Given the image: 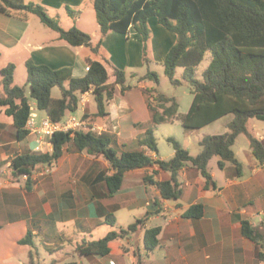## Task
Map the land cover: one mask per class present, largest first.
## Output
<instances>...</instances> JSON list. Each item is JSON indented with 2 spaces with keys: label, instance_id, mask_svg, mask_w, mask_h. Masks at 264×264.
I'll list each match as a JSON object with an SVG mask.
<instances>
[{
  "label": "crops",
  "instance_id": "1",
  "mask_svg": "<svg viewBox=\"0 0 264 264\" xmlns=\"http://www.w3.org/2000/svg\"><path fill=\"white\" fill-rule=\"evenodd\" d=\"M26 1L43 6L48 14L66 11L70 16V8L78 12L75 19L71 17L77 23L82 21L88 0ZM151 25L156 37L152 30L148 56L153 54L157 57L154 62L163 65L176 42V35L157 26L153 19ZM73 27L90 34L94 46L101 41L97 54L88 47H75L59 40L58 34L48 33L45 25L33 20L31 14L27 19H20L0 13V93L3 92L2 69L15 65V85L20 86L19 72L26 74L28 79L29 60L53 69L71 68L75 78H82L88 72L87 58L91 57L105 62L109 83L114 82L112 67L126 72L144 67L143 40L133 27L126 35L113 31L102 35L97 19L93 30H84L77 24ZM137 80L130 83L133 88L125 94L117 87L114 99L108 104V115L97 122L110 128L109 134L115 139L114 148L119 153L139 150L138 138L153 126L148 96L143 92V89L154 88L153 83ZM92 101L91 92L81 96L78 110L81 116L88 111L96 112V106L95 111L90 110ZM31 105L34 110L36 104ZM46 117V113L35 116L36 124L40 125ZM233 118L218 134L227 132V125ZM250 132L264 141V133ZM240 136L234 152L242 163L241 175L231 162H225L221 168L220 157L209 164L218 187L216 191H206L205 179L197 170L186 167L180 172L181 198L163 200L156 186L145 181L147 176L156 182L170 177L154 164L127 172L121 189L109 197L106 180L114 173L111 164L104 156L79 151L73 142L65 146L61 158L48 173L39 174L43 169L39 166L29 186L23 175L15 178L12 162L19 155L36 153V136L29 134L20 140L13 118L0 107V264L30 263L32 248L20 244L29 232L36 245L33 248L36 263H45L41 256V251H45L54 264L72 261L78 264H264L258 259L255 244L242 234L243 221L255 226L264 221V164L252 155L249 141L246 145L241 141L237 149ZM173 156L174 150L166 155H162L160 149L159 154L155 153L159 160H169ZM194 205L204 207L203 217H184ZM112 215L116 219L114 227L107 224V218ZM144 218L146 222L137 231L109 243V255L78 253L77 245L83 240H100L111 231L125 230ZM158 227L161 229L160 244L153 252H148L146 230Z\"/></svg>",
  "mask_w": 264,
  "mask_h": 264
},
{
  "label": "trees",
  "instance_id": "2",
  "mask_svg": "<svg viewBox=\"0 0 264 264\" xmlns=\"http://www.w3.org/2000/svg\"><path fill=\"white\" fill-rule=\"evenodd\" d=\"M94 9L102 35L112 31L126 35L132 27L140 34L144 44L145 64L149 63L152 18H156L159 25L176 35V42L169 50L163 66L166 76L175 86L182 84L176 79V71L183 68V79L192 90L191 106L187 113L180 116L184 128L202 129L228 115L234 118L227 125V132L204 136L199 141L200 152L197 155H192L179 141L169 137L167 140L173 146L174 156L169 160H153L146 154V149L159 154L154 129L174 122L180 104L177 98L167 97L156 88H146L143 92L148 96L153 126L138 138L139 150L119 153L114 148L115 139L111 134L98 135L90 128L98 124L99 118L108 115V104L114 99L117 87L121 94L133 88L128 78L136 77L135 74L128 75L126 71L112 67L114 82L109 83L110 76L105 62L91 57L87 58L88 72L82 78H75L71 68L53 69L29 60L28 95L25 87L15 85L16 66L10 64L1 71L3 92L0 93V107L13 118L20 140L30 134L26 126L34 112L32 100L36 108L44 111L54 122L62 121L68 113L78 112L81 96L86 93H92L96 104L95 113L82 115L88 128L56 133L51 138L54 144L52 154L26 153L17 156L12 162L15 178L28 175L29 186L36 167H53L70 142L79 151L86 150L89 155L104 156L109 161L114 170L106 180L109 197L121 189L127 172L152 167L154 164L170 177L156 182L147 176L145 181L156 186L163 200L176 201L181 198L183 189L180 172L186 167L200 173L205 179L206 191H216L218 187L209 164L215 157H220L221 168L225 162H231L241 175L242 163L234 152V145L240 135L246 136L252 155L260 164H264V141L249 130L250 120L264 121V0H94ZM0 13L20 19H27L29 14L36 15L46 27L58 34L59 40L75 47H88L94 54L100 50L101 41L94 46L90 34L77 27L64 29L59 20L50 17L39 4L26 0H0ZM68 13L73 19L78 15V12L70 8ZM207 53L211 54V62L203 72L202 80H199L196 78V69ZM137 79V82L152 81L156 86L160 84L159 75L154 71ZM55 87L60 89L62 97H53ZM155 202L159 204V199ZM203 214L204 207L194 205L183 216L199 219ZM145 222L146 218L139 219L127 229L111 231L100 240H83L78 243L77 251L83 256H107L110 254L111 241L137 231ZM107 224L115 226L113 215L107 218ZM160 232L159 227L146 230L145 248L148 252H153L159 246ZM242 234L255 244L258 259L264 261V221L256 226L247 220L243 221ZM20 244L32 248L29 264H47L34 261L33 248L36 245L31 232ZM67 264L78 263L72 261Z\"/></svg>",
  "mask_w": 264,
  "mask_h": 264
},
{
  "label": "rangeland",
  "instance_id": "3",
  "mask_svg": "<svg viewBox=\"0 0 264 264\" xmlns=\"http://www.w3.org/2000/svg\"><path fill=\"white\" fill-rule=\"evenodd\" d=\"M66 11H62L58 14L56 13H49L50 17L58 19L60 22V25L64 28V29H69L73 26H75L77 24V26L79 28H84V30H93V26H94V21L96 22L97 19V15L96 12L94 10L93 7V1L92 0H88L85 6V12L82 15V21L74 23L72 21V18L70 16H68L66 13ZM31 17L33 18V20L38 21L39 23H41L40 19L36 16L31 14ZM155 22L156 25L161 27L156 18H152ZM46 27V26H45ZM151 31L153 30L154 36L156 37V31L153 28V25L150 26ZM48 33H51L54 36H57V33L54 32L53 30H51L50 28L46 27L45 28ZM151 57V58H150ZM149 58V63L145 64L144 67L142 66L141 68L138 69H127L129 70L127 73L128 75H132L135 74L136 77L134 78H128V83H134L135 80L139 77H144L149 71H154L159 75L160 78V84L158 86H156L153 83L152 86H154V88L157 89V91L167 97H175L177 98L179 104H180V108L177 114V118L175 120L174 123H167V124H163V125H159L156 129H155V135L156 138L158 140V148L161 150V154L162 155H166L168 154L169 151L173 150V146L171 145V143L168 142V138L169 137H173L175 138L177 141H179L184 147H186L192 155H197L200 152V147H199V141L206 135H211V134H218L220 132H223L222 127L223 125L228 122L230 119L233 118V115H228L225 118H222L221 120H218L217 122H215L213 125L202 128V129H196V130H188L186 128H184V126L182 125L180 116L182 114H185L188 112L192 100H193V93L192 90L190 88V86L184 81L183 79V74H184V69L183 68H178L176 71V79H178L179 81L182 82L181 85L175 86L173 85L169 78L166 76L165 74V69L164 66L161 64H157L156 62H154V58L156 59L157 57L154 56L153 54L151 56H148ZM211 54L207 53L204 61L201 63V65L199 67H197L196 69V78L199 80H202V75L203 72L207 69V67L209 66L210 62H211ZM153 61V62H152ZM19 77H18V84L22 87L26 88L27 94L29 95L30 93V88L27 84V75L20 73L19 72ZM53 97L54 98H60L62 97L61 91L59 88L55 87L52 91ZM35 102L32 100L31 104H34ZM95 106L96 104L94 103V101L90 102L89 107L90 110L95 111ZM35 112H33L34 116H44L45 112L44 111H40L38 110L36 107L34 108ZM88 111V110H87ZM87 114H90V112H85ZM71 115H76V116H81V112H76L74 114H67V117H70ZM250 130L253 131L255 134H258L259 132L264 133V121H260L257 119H252L250 122V126H249ZM239 142H238V148H240L241 145V141L243 145H246L247 143V138L245 135H241L239 138ZM264 250V248H263ZM41 256L43 258V261L47 264L52 263V259H50V256L45 252V251H41Z\"/></svg>",
  "mask_w": 264,
  "mask_h": 264
},
{
  "label": "built area",
  "instance_id": "4",
  "mask_svg": "<svg viewBox=\"0 0 264 264\" xmlns=\"http://www.w3.org/2000/svg\"><path fill=\"white\" fill-rule=\"evenodd\" d=\"M27 129L30 134H34L36 136L35 139V149L34 151L37 154L47 155L52 154L54 152V144L51 141V138L56 133H67V132H75L80 129L88 128V123L82 116L71 115L63 119L60 122H54L50 118L46 117L40 123V125L36 124L35 116L33 115L27 122ZM90 130L98 135H102L105 133H110V128L108 126H102L98 124L92 125ZM115 130V129H114ZM146 154L151 157L153 160H157L155 158V152L150 149H146ZM39 167V166H38ZM38 167H36L34 174L38 172ZM43 169L39 171V174L44 175L49 172L50 167L42 166ZM24 179H29L28 175H23Z\"/></svg>",
  "mask_w": 264,
  "mask_h": 264
}]
</instances>
